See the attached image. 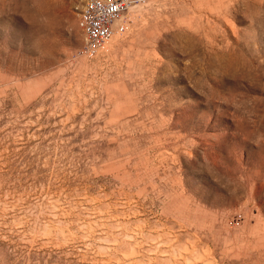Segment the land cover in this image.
Returning <instances> with one entry per match:
<instances>
[{
	"label": "rangeland",
	"instance_id": "rangeland-1",
	"mask_svg": "<svg viewBox=\"0 0 264 264\" xmlns=\"http://www.w3.org/2000/svg\"><path fill=\"white\" fill-rule=\"evenodd\" d=\"M81 2L0 0V264H264V0Z\"/></svg>",
	"mask_w": 264,
	"mask_h": 264
},
{
	"label": "built area",
	"instance_id": "built-area-1",
	"mask_svg": "<svg viewBox=\"0 0 264 264\" xmlns=\"http://www.w3.org/2000/svg\"><path fill=\"white\" fill-rule=\"evenodd\" d=\"M145 1L82 0L77 19L83 36L81 52L91 56L101 49L113 31L121 32L127 27V10Z\"/></svg>",
	"mask_w": 264,
	"mask_h": 264
}]
</instances>
